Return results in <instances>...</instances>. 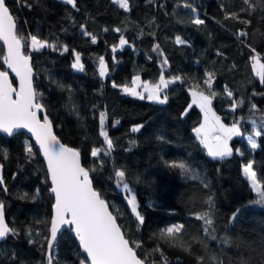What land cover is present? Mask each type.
Returning a JSON list of instances; mask_svg holds the SVG:
<instances>
[{"label": "trees", "instance_id": "16d2710c", "mask_svg": "<svg viewBox=\"0 0 264 264\" xmlns=\"http://www.w3.org/2000/svg\"><path fill=\"white\" fill-rule=\"evenodd\" d=\"M6 4L17 19L19 35L33 34L56 44V50L25 47L35 72L38 102L61 141L79 150L95 189L117 215L126 238L140 245L137 254L149 264H162L161 252L169 264H198L197 257H204L203 264H264V207L254 205L256 195L243 174V165L253 161L264 191V134L258 137L255 151L245 138H235L231 145L242 155L211 158L193 132L203 121L202 112L196 106L189 108V89L199 85L196 90L209 94L203 82L211 72L216 78L211 91L216 93L212 105L217 114L226 124L240 122L244 134L260 130L264 84L252 71L250 56L257 54L264 61V0H254L251 12L240 11L247 7L242 0H129L128 12L113 0H77L76 8L61 0H7ZM226 12H237L250 23L226 19ZM194 17L204 24H192ZM82 25L97 37L95 44L82 34ZM241 30L248 35L238 38ZM121 35L130 46L113 53ZM177 36L186 43L177 44ZM156 45L159 49L154 51ZM73 49L81 54L83 72L72 68ZM100 56L107 61L111 84L99 76ZM0 69L6 70L2 56ZM162 71L166 79L182 78L161 93L168 97L165 104L126 95L121 87L112 86L113 82L131 85L135 76L156 83ZM225 87L233 92L232 99L243 100L235 112H229ZM253 104L256 109H251ZM102 112L114 147L110 155L101 153L96 159L91 149L106 148L99 135ZM136 125L143 127L133 133ZM29 144L31 154L26 151ZM173 161L185 163L189 173L168 167L166 162ZM0 164L7 187L5 192L0 186V201L5 204L6 222L19 233L0 245V264H46L44 236L49 235L54 199L43 159L24 134L9 139L0 135ZM114 169L125 171L144 216L142 225L132 215L126 194L109 179ZM205 212L213 219L208 232L204 221L197 219ZM174 224L184 225L177 235L189 251L161 237V230ZM54 251L58 264H80L85 258L69 232ZM212 257L217 259L211 261Z\"/></svg>", "mask_w": 264, "mask_h": 264}, {"label": "snow or ice", "instance_id": "6c2138e0", "mask_svg": "<svg viewBox=\"0 0 264 264\" xmlns=\"http://www.w3.org/2000/svg\"><path fill=\"white\" fill-rule=\"evenodd\" d=\"M23 2V0H22ZM67 5L73 8L77 7V0H63ZM113 2L123 9L125 12L130 11L129 0H113ZM242 3L247 7L241 8V12L254 11V0H242ZM30 7V5H28ZM184 7L190 8L193 13L196 9L191 4L185 3ZM226 19H236L240 22L249 24L248 20H241L237 12H226ZM194 25L204 24V20L194 17L191 19ZM82 34L91 38V42L95 44L97 37L84 30L81 26ZM107 31V29H105ZM115 31L119 32L117 28ZM238 38L247 36L248 33L241 30L238 32ZM0 42L3 43L4 51L0 53L2 56V64L6 65L15 74L18 80V87H14L12 80L9 78L7 70H0V133L7 136L15 135L19 130L26 129L35 138L36 144L39 146V151L42 153L46 161L47 178L50 180V193L54 196V203L52 205L53 215L50 220L49 235L44 236L47 244L45 251L46 264H58L55 256V242L58 233L61 232L62 226H68V230L74 234V238L78 240V245L86 254L85 258L81 260L80 264H149L146 259H142L137 254V248L140 245L137 242H130L122 231L121 226L117 223V215L110 211V206L105 199L102 198L101 193L98 192L92 183L90 170L82 166L80 160V152L75 148L68 147L62 144L52 130V122L49 120L47 114L41 113L44 106L38 102V93L34 87V71L31 64L30 54H25V47L31 51H40L44 48H52L56 50V44L50 43L46 39H40L37 35L29 34L28 36L19 35L17 28V19L11 13L6 4V0H0ZM177 44H184L186 41L180 36L175 38ZM129 42L121 35L119 39V46L123 47ZM159 49L156 45L154 51ZM69 49L67 45L63 46V51L67 52ZM117 51V46H112V52ZM255 53V48L251 49ZM74 62L72 68L77 71H84V64L81 62V54L73 49ZM251 68L255 76L259 78L261 84H264V63L261 62L259 55L253 54L250 56ZM167 64V59L163 61ZM98 72L101 78L108 74V65L103 56L98 57ZM180 76L166 79L163 71L159 77V82L154 85L149 83H139L140 77L136 76L132 79V86L117 85L113 82V87H121L126 95L138 97L139 99L147 98L150 101H155L160 104L167 102V95L161 97L163 89L168 88L169 84L181 80ZM214 80V73H206L204 84L209 90V94L204 91H197L199 85H195L191 91L192 105H197L203 113V122L198 127L193 128V132L199 142L207 150V154L214 159L223 160L226 157L233 155V148L230 146V141L233 137L242 136L239 122H233L231 125H226L221 121V117L216 114L212 108V101L216 96L212 89ZM139 91L138 89H141ZM225 92L230 100V108L235 112L237 107L243 105V100L239 102L233 98V92L225 87ZM145 94H147L145 96ZM189 105V108L192 106ZM251 109H256V105H252ZM187 110L182 115H186ZM260 130H255V135L249 134L247 136V143L252 149L259 147L256 137L264 134V117L261 118ZM106 113H100V132L99 135L103 137L106 148L93 147L91 149V156L99 159L101 153L105 156L110 155L113 150V141L105 130ZM119 123V121H117ZM251 123L256 126V121ZM143 125H136L131 128L133 133L139 132ZM163 139V137H160ZM134 143V142H133ZM26 151L31 154L33 148L31 144L26 146ZM240 152V149H236ZM242 155V153H240ZM6 158V153H4ZM103 166V160H100ZM170 168L179 169L182 173L188 174L190 169L183 162H166ZM3 165L0 164V169ZM92 169L91 171H94ZM243 174L251 183V187L255 190L260 199L257 201L264 206V191L261 190V183L258 180L257 171L254 170V162L248 161L243 165ZM109 179H114L118 188L126 194L125 199L127 205L130 207L132 215L140 225L144 223V216L139 210L137 196L133 188L130 187L126 180V173L121 169H114L113 176ZM4 185L3 176L0 175V186ZM3 191L7 192V187H3ZM39 190H37L38 193ZM211 199L208 200L209 207L211 206ZM118 211V210H117ZM239 215V210L233 213L234 220ZM197 219L203 220L208 227L204 229L208 232L213 225V219L209 212H205L197 216ZM184 228L183 224H174L161 230V237L168 238L177 242L178 246L185 251H189V247L183 242H179L177 234L181 233ZM18 231L11 227L5 218V204L0 201V240L8 236L18 235ZM31 235V233H30ZM37 235H40L37 233ZM215 239V237H213ZM30 240L29 243H34ZM43 245L41 249L43 250ZM162 264H169L166 258H163L161 252ZM217 258L212 257L211 261ZM198 264H203L204 257H197ZM154 264V262H151Z\"/></svg>", "mask_w": 264, "mask_h": 264}, {"label": "water", "instance_id": "95a60500", "mask_svg": "<svg viewBox=\"0 0 264 264\" xmlns=\"http://www.w3.org/2000/svg\"><path fill=\"white\" fill-rule=\"evenodd\" d=\"M6 2H7V0H6ZM1 44H2V46H3V43L2 42H0ZM31 64H32V61H31ZM32 67H33V64H32ZM1 70V69H0ZM6 70L9 72V78L12 80V83H13V81L15 82V84H13V86L14 87H18V80H17V78H15V74L14 73H12L11 72V70L10 69H7V67H6ZM33 71H34V69H33ZM34 76H35V72H34ZM34 82V81H33ZM44 114H46L45 113V109H43V112L41 113V119L43 118V115ZM50 120V119H49ZM51 121V120H50ZM52 130H53V133L56 135V132H55V129H54V125H52ZM19 134H24L25 136H27L28 138H29V140H31L32 142H33V144H34V147H36L37 148V150H38V152H39V154L41 155V157H42V159H43V162H44V164H45V168H46V161H45V159H44V157H43V155H42V153L39 151V146L36 144V142H35V138H34V136H32V134L30 133V132H28L26 129H22V130H19L15 135H13V136H7L6 134H4V133H0V135L1 136H3V137H5V138H7V139H9V138H13L14 136H17V135H19ZM56 137L59 139V141L62 143V144H64V145H66L63 141H61V139L59 138V136L58 135H56ZM68 147H70L69 145H67ZM72 148V147H71ZM74 148V147H73ZM80 160H81V164H82V155H80ZM82 166H83V164H82ZM83 167H85V166H83ZM86 168V167H85ZM87 169V168H86ZM4 173H5V170H4V168H2V169H0V175H2L3 176V179H4ZM91 179H92V177H91ZM49 182H50V180H49ZM92 183H93V180H92ZM5 186V180H4V185L2 186V187H4ZM51 186V185H50ZM93 187H94V184H93ZM95 188V187H94ZM97 190V189H96ZM98 191V190H97ZM99 192V191H98ZM52 195V194H51ZM52 197H53V199H54V196L52 195ZM103 198V197H102ZM104 199V198H103ZM107 202V201H106ZM52 210H53V208H52ZM110 211H112L111 210V208H110ZM54 213H52V215H53ZM5 218H6V212H5ZM117 223H118V220H117ZM119 224V223H118ZM122 229V228H121ZM123 231V230H122ZM66 232H69L73 237H74V234L72 233V232H70L69 230H68V226H62V228H61V232L60 233H58V237H57V240H56V242H55V247H56V245L58 244V241H59V239L66 233ZM9 237V236H8ZM7 237V238H8ZM7 238H5V239H3V240H0V245L2 244V242H4ZM76 241H78L77 239H75ZM81 252H83L82 251V249H81ZM83 255L84 256H86V254L85 253H83Z\"/></svg>", "mask_w": 264, "mask_h": 264}, {"label": "rangeland", "instance_id": "374dc122", "mask_svg": "<svg viewBox=\"0 0 264 264\" xmlns=\"http://www.w3.org/2000/svg\"><path fill=\"white\" fill-rule=\"evenodd\" d=\"M61 1H63V0H61ZM126 46H130V43H128V44H126V45H124L123 47H126ZM123 47H120L119 45H117V51L115 52V53H117V52H119V51H121L122 50V48ZM105 61H106V59H105ZM81 62L83 63V60L81 59ZM261 62L262 63H264V61L261 59ZM106 63H107V61H106ZM98 68H99V64H98ZM74 70H76V69H74ZM77 71V70H76ZM85 71V70H84ZM77 72H81V71H77ZM83 72V71H82ZM136 77V76H135ZM258 78V77H257ZM103 79L104 80H111L112 81V79H110V71H109V69H108V74L105 76V77H103ZM259 79V78H258ZM145 82H147V83H149L150 85H154V84H157L158 82H156V83H151L150 81H143V79L142 78H140V81H139V83H145ZM129 87H131L132 86V84L131 85H128ZM167 89V88H166ZM194 88H190L189 89V94H190V97H191V104L190 105H192V95H191V91L193 90ZM139 91H142V88L141 89H138ZM165 89H163L162 90V92L164 91ZM196 90V89H195ZM198 91V90H197ZM200 91V90H199ZM161 92V93H162ZM147 94H145V96H146ZM134 97V96H133ZM161 97H163L162 95H161ZM138 98V97H137ZM147 98H145L144 100H146ZM148 100V99H147ZM150 101V100H149ZM153 102H155V101H153ZM167 103V102H166ZM165 104V103H164ZM192 106H196V107H198L197 105H192ZM199 108V107H198ZM212 108H213V110L216 112V110H215V108L213 107V105H212ZM200 109V108H199ZM229 112H233L232 110H231V108L229 109ZM216 114H217V112H216ZM218 115V114H217ZM219 116V115H218ZM202 118H203V113H202ZM254 120V119H253ZM106 121V120H105ZM221 121L224 123V124H226L225 122H224V120L222 119V117H221ZM203 122V121H202ZM106 123V122H105ZM226 125H231V124H226ZM239 126H240V122H239ZM256 128V127H255ZM240 129H241V133H242V136H240V137H233V139H235V138H242V139H244L245 138V140H246V142H247V136L249 135V134H244V130L242 129V127L240 126ZM250 134H252L253 136L255 135V132L254 133H250ZM233 139L229 142L230 143V146L232 147V145H231V143H232V141H233ZM199 140V139H198ZM256 140H257V143H258V145H259V141H258V137H256ZM248 144V143H247ZM248 146H249V148H251V146L248 144ZM233 148V155H234V153H236V149H234V147H232ZM252 149V148H251ZM256 149H259V147L258 148H256ZM256 149H252V150H256ZM238 153V152H237ZM240 153H242L241 152V150H240V152L238 153V154H240ZM232 155V156H233ZM212 158V157H211ZM259 180V179H258ZM260 181V180H259ZM261 183V182H260ZM250 185H251V183H250ZM252 188V187H251ZM121 189V188H120ZM122 190V189H121ZM253 190V189H252ZM261 190H262V186H261ZM254 191V193H255V195H256V202L254 203V205L256 206V207H264V206H262V205H260L259 203H257V201L260 199V197H259V195H258V193L255 191V190H253ZM263 191V190H262Z\"/></svg>", "mask_w": 264, "mask_h": 264}, {"label": "crops", "instance_id": "0c3cea01", "mask_svg": "<svg viewBox=\"0 0 264 264\" xmlns=\"http://www.w3.org/2000/svg\"><path fill=\"white\" fill-rule=\"evenodd\" d=\"M181 39H182V38H181ZM180 45H183V44H180ZM107 82H108L109 84H111L112 81H111V80H107Z\"/></svg>", "mask_w": 264, "mask_h": 264}, {"label": "built area", "instance_id": "2783aa9c", "mask_svg": "<svg viewBox=\"0 0 264 264\" xmlns=\"http://www.w3.org/2000/svg\"><path fill=\"white\" fill-rule=\"evenodd\" d=\"M214 80H216V78L214 77Z\"/></svg>", "mask_w": 264, "mask_h": 264}]
</instances>
